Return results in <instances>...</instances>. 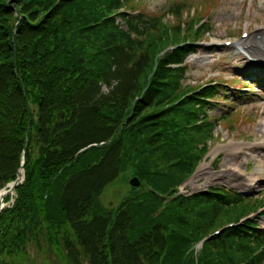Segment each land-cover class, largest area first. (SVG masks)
Here are the masks:
<instances>
[{"label": "trees", "instance_id": "1", "mask_svg": "<svg viewBox=\"0 0 264 264\" xmlns=\"http://www.w3.org/2000/svg\"><path fill=\"white\" fill-rule=\"evenodd\" d=\"M135 4L0 0V188L25 155L24 181L0 213L1 263L32 264L33 245L58 264H264L253 221L194 249L263 203L225 189L179 194L228 117L207 114L224 93L184 84L190 45L152 70L164 47L208 29L182 18L188 3L157 17L131 16ZM122 173L140 184L108 209L99 197Z\"/></svg>", "mask_w": 264, "mask_h": 264}, {"label": "rangeland", "instance_id": "2", "mask_svg": "<svg viewBox=\"0 0 264 264\" xmlns=\"http://www.w3.org/2000/svg\"><path fill=\"white\" fill-rule=\"evenodd\" d=\"M178 1L180 0H143L135 9L148 15H159L166 6ZM190 1L195 2V0ZM211 1L212 4L201 12L207 16L211 26V31L205 34L202 40L209 44L212 41L226 39L241 41L238 38L241 30L250 24L249 39L260 42V36L255 32L264 26V0ZM197 5L204 6L202 2ZM190 12L191 10H188L184 13L183 18L187 16L186 14L191 15ZM166 24L174 25L175 21L169 16ZM202 44L198 45L202 47H198L196 53L189 55L185 60L188 67L187 83L196 86L218 81L231 85L232 89L229 87L225 89L228 99H218L219 103L213 107L209 115L219 116L227 110H230L231 114L223 120L221 126L214 130L211 140L207 142L209 152L207 160L199 167H203L202 170H198L192 179L181 186L180 190L185 195H191L208 188L223 187L248 197L262 196V202H264V172L257 176L253 188L248 189L245 185L247 178L256 175V168L264 166V149L246 150L247 147L232 151L220 149L227 141L248 144V142L262 140L260 122L264 121V71L254 66L252 59L248 58L241 47L212 50L204 48ZM240 44L242 45V42ZM238 87H249L251 91L244 88L245 92L238 93L235 91ZM103 90L106 91L105 88ZM234 169L242 170L245 177H236L232 174ZM130 178H132L130 175L122 173L104 188L99 200L106 208L117 209L122 200L129 195ZM15 198L13 193L9 201H4L5 205H12ZM255 215L254 219L264 227V216ZM35 248L33 245L28 246L32 264H58L56 257L51 255L50 258H44Z\"/></svg>", "mask_w": 264, "mask_h": 264}, {"label": "bare ground", "instance_id": "3", "mask_svg": "<svg viewBox=\"0 0 264 264\" xmlns=\"http://www.w3.org/2000/svg\"><path fill=\"white\" fill-rule=\"evenodd\" d=\"M259 36H260V42L259 43L257 41H252V42L248 43L247 45H245L246 46L245 48L242 47V50H245V52L248 56L254 57L253 59L264 61L263 60L264 59V29H261V31L259 32ZM260 123H261V126L264 125L263 120ZM202 168H200L199 171H201ZM234 171L238 172V174L236 173L237 175L244 177L242 170L234 169ZM263 172H264V166L256 168V175L252 178H247L245 183L246 184L249 183L248 186L253 187V185L257 181V176L259 174H262Z\"/></svg>", "mask_w": 264, "mask_h": 264}, {"label": "water", "instance_id": "4", "mask_svg": "<svg viewBox=\"0 0 264 264\" xmlns=\"http://www.w3.org/2000/svg\"><path fill=\"white\" fill-rule=\"evenodd\" d=\"M26 147V139L24 141V146L23 149H25ZM25 164V156H24V152L22 154L21 157V164H20V168L16 173V179L14 182L6 185L1 191H0V212L4 209L5 207V203H4V198L8 195H12L16 189V187L23 181L24 179V171H23V166ZM129 184L133 187H138L140 182L138 180L137 177H133L130 179ZM0 264H3L0 262Z\"/></svg>", "mask_w": 264, "mask_h": 264}]
</instances>
